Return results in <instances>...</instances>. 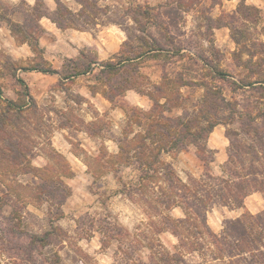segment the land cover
I'll return each instance as SVG.
<instances>
[{
    "label": "trees",
    "instance_id": "obj_1",
    "mask_svg": "<svg viewBox=\"0 0 264 264\" xmlns=\"http://www.w3.org/2000/svg\"><path fill=\"white\" fill-rule=\"evenodd\" d=\"M57 2L59 6L53 15L46 9L42 10L38 1L36 5H29L31 12L24 13L22 20L13 23L5 19L17 40L29 44L37 53L43 51L40 37L45 28L40 23L41 18L50 17L60 28H66L64 7L60 1ZM80 3L84 6L82 1ZM167 5L170 2L157 8L138 7V16L152 19L148 25L156 29L157 35L151 34L149 27L140 23L138 16H135L141 35L136 36L139 45L131 47L134 54L128 55L123 48L114 56L115 60L101 64L104 74L102 83L106 87L103 94L112 102L119 96L124 97L128 89L137 88L134 82L139 77L135 67L143 58L175 54L184 56L185 50L190 49L181 40L176 43L169 27L160 20L162 14L159 10ZM75 14L70 11L69 19L72 20ZM226 14L225 20L217 26H213L209 18V29L221 26L231 29V36L237 45L234 51L237 65L247 68V74L237 79L219 66H212L216 75H210V79L203 77L189 80L184 75H162L159 83L150 80L149 91L137 90L147 95L153 105L148 110L129 107L122 136L115 137L119 149L110 155V162L117 166L115 175L123 183L119 193L130 199L136 194L141 196L146 205L145 215L149 226L147 231L136 233L109 215L111 211L103 217H93L91 230L100 233L103 247L110 249L114 246V255L121 264H264L263 212H245L240 217L226 219L221 234L216 233L208 222V213L214 206L242 208L249 195L257 191L264 192V108L256 113L241 110L238 100L234 97L229 99L217 82L226 80L234 85V91H256L264 98V39L260 32L257 33L262 10L242 0L236 10ZM3 17L0 14V19ZM207 40L213 45L212 39ZM128 45L127 40L124 46ZM244 54L248 55L247 59H244ZM256 57L260 59L257 61ZM201 60L204 61V58L201 57ZM0 66L7 69L5 73H10L25 86L27 97L24 104L4 99L0 84V184L6 186L1 179L2 174L17 182L22 181L23 176H28L26 180L33 186L28 185L32 197L39 203L47 202L51 211L56 210L55 219L60 220L64 218L63 205L70 196V188L59 174L48 177L47 166L37 167L32 162L35 154L33 140L24 123L28 122L27 112L32 104L36 105V100L18 72L22 69L58 73L62 77L60 84L75 75L91 72L93 62L81 64L76 61L74 72L67 75L52 66H23L11 56L3 63L1 59ZM185 87L203 88L204 93L200 99L191 100L190 95L185 96L182 92ZM175 108L182 112L171 114ZM240 120L243 124L241 134L250 142H237L239 140L235 137H238L239 132L230 129L227 134L231 139L229 157L223 167V174L215 175L210 165L215 161L216 151L208 145L209 136L217 125ZM91 135L98 134L91 132ZM190 146L195 147L197 156L205 165V173L198 178L187 172L184 179L165 156ZM58 156L62 162L63 156ZM101 158V155L98 156V159ZM126 168L132 171L127 180L118 174ZM175 207L182 208L183 217H175L171 213ZM16 212L13 210L14 214ZM51 225V229L42 235L33 233L27 236L29 241L23 237L25 244L21 246L32 254L39 250V246L51 244L53 235L61 234L62 230L54 223ZM150 230L155 236L149 234ZM166 231H171L179 240L174 249L161 240V234Z\"/></svg>",
    "mask_w": 264,
    "mask_h": 264
},
{
    "label": "rangeland",
    "instance_id": "obj_2",
    "mask_svg": "<svg viewBox=\"0 0 264 264\" xmlns=\"http://www.w3.org/2000/svg\"><path fill=\"white\" fill-rule=\"evenodd\" d=\"M38 1L41 9L48 10L52 13L51 15L59 6L57 1H60L64 7L63 12L66 13V28H63L66 31H63L60 36L47 33L45 29L40 37V44L44 50L40 53L33 51L29 44L19 42L5 20H12L13 23L18 19L22 20L24 13L31 12L29 5H36ZM80 1L84 3V6ZM241 1L32 0L30 2L29 0H0V14L4 16V19H0V27H6L9 30L15 39V44L26 45L28 48L22 51H17V48L14 52L0 48L2 63L10 56L16 60L13 55L15 54L23 57L16 60L23 66L35 64L44 67L52 66L61 69L65 75L70 74L74 72L76 61L88 64L97 59V53L93 48H85V51L79 53L77 57L67 56L74 54L71 48L73 42L70 39L73 38L74 29L90 30L95 34L100 31H102L101 34L111 32L108 28L121 29L126 41H129L128 47L124 46V42L121 49L125 48L128 55L134 54L131 52V47L139 45L136 36L141 35L139 25L134 20V17L139 15L136 10L138 7L157 8L167 2H170V5L159 10L162 14L160 20L169 27V32L176 43H180L178 41L181 40L190 48L185 50L184 56L175 54L143 58L135 67L137 74L140 75L136 74L139 78H136L134 82L137 88L128 89L124 97L119 96L114 102L103 94L106 87L102 83L104 76L101 72V64L104 63L102 62L93 67L92 72L86 76L66 79L55 85L48 96L36 100V105H31L27 112L28 125L23 123L28 127L33 140L32 148L35 154L32 162L37 167L47 166L48 177L59 174L70 188V196L63 205L64 218L57 220L55 219L56 210L51 211L47 202L39 203L32 197V190L28 186L32 184L26 180L28 176H23L22 181L17 182L14 178L2 174L1 179L5 181L9 190L0 184V264H121L120 259L114 255V246L110 249L103 247L100 233L91 230L90 222L93 217H103L111 211L109 215L114 216L119 223L133 232L141 233L149 229L145 215L146 205L141 196L136 194L133 199H130L119 193L123 183L115 175L117 166L110 162V155L118 152L119 149L115 137L122 136L123 127L128 121L126 112L131 106L143 110L150 109L153 101L137 89L149 91L150 80L154 82L162 75L171 77L184 75L189 80H199L203 77L210 79V75H216L212 66H219L237 79L246 75L247 68L237 65L234 55L237 45L231 36V29L227 26L209 29L208 26L211 23L209 18L212 19L213 26H217L220 21L223 22L226 13L236 10ZM245 1L247 4H252ZM261 10L262 19L257 33L260 32L261 38L264 39V9ZM70 11L76 13L75 16L72 15V20L69 19ZM50 20L52 21L50 17L43 16L40 23L43 26L44 23H50ZM138 20L149 27L151 34L157 35L156 29L148 25L152 19L140 15ZM53 23L60 28L55 22ZM207 39L213 40L215 48ZM243 57L247 59L248 55L244 54ZM259 59L255 58L257 61ZM6 70L0 66L4 99L7 98L18 104L26 103L25 86L10 73H5ZM217 82L223 87L229 99L234 97L238 100L241 110H251L256 113L264 108V98L259 92L234 91V85L230 82L226 80H217ZM182 92L185 96L190 95L191 100H198L202 97L204 89L185 87ZM133 95L144 96L150 104L139 106L137 101L132 100ZM181 112V109L175 108L171 114L178 115ZM242 125L241 120L235 123L219 124L210 134L208 145L216 151L215 161L210 165L213 174H223V167L228 160V150L231 146V139L227 135L230 129L239 132L238 137L233 136L239 140L237 142L241 144L250 142L245 135L241 134ZM91 132H97L98 135H91ZM59 154L63 156L62 162L59 160ZM100 155L102 158L98 159ZM165 159L173 163L184 179L187 172L198 178L205 173V165L197 156L193 146L172 155H166ZM131 173V169L126 168L118 174H122L127 180L130 179ZM13 210L17 211L16 214ZM245 212L264 213V192L257 191L249 195L246 198L245 207L242 208L214 206L208 213V222L216 233L221 234L226 219L240 217ZM171 213L175 217L184 216L180 207L173 208ZM52 223L62 228L61 234L53 235L51 244L39 246V250L29 254L21 246L25 244L23 237L29 241L27 236L30 237L33 233L42 235L51 229ZM149 234L155 236L152 230ZM161 240L172 249L179 243L178 238L171 231L163 232ZM199 261L202 260L199 259Z\"/></svg>",
    "mask_w": 264,
    "mask_h": 264
},
{
    "label": "crops",
    "instance_id": "obj_3",
    "mask_svg": "<svg viewBox=\"0 0 264 264\" xmlns=\"http://www.w3.org/2000/svg\"><path fill=\"white\" fill-rule=\"evenodd\" d=\"M29 1L32 2V0ZM247 2L255 4L261 9H264V0H247ZM43 26L46 29V32L50 34H57L61 36L63 31H66L63 30V28H57V26L51 20L50 23H44ZM108 30H110L111 32H105L101 34L102 31H100L99 33L95 34L93 33V31L90 30L74 29L72 32L73 38H70L73 42V46L71 48H73L74 54H68L67 56L77 57L79 53H83L85 51V48H93L97 53V59L93 62V67H95L98 63L113 60V55H117L121 51V47L126 41V37L121 29L108 28ZM14 40V37L9 32V30L6 29V27H0V48L9 49L12 52L16 51L17 48V51L28 49L26 45L20 46L15 44ZM13 55L16 60L23 59V57H18L15 54ZM91 72L75 75L72 79L86 76ZM18 75L25 80L30 90V93L35 98V100L41 99L44 96H48L50 90L55 85H58L62 79L61 75L58 73H48L39 70H20ZM160 79L154 80V82L159 83ZM2 82L3 78H1L0 76V84ZM132 100L137 101V104L142 107L146 104H150L149 101H147L142 95H140L139 97L133 95ZM59 143H61V141H59ZM57 150H59L58 147Z\"/></svg>",
    "mask_w": 264,
    "mask_h": 264
}]
</instances>
